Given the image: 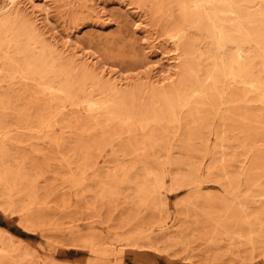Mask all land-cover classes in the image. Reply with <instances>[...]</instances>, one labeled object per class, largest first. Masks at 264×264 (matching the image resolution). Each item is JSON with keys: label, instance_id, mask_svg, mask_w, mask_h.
<instances>
[{"label": "rangeland", "instance_id": "obj_1", "mask_svg": "<svg viewBox=\"0 0 264 264\" xmlns=\"http://www.w3.org/2000/svg\"><path fill=\"white\" fill-rule=\"evenodd\" d=\"M0 264H264V0H0Z\"/></svg>", "mask_w": 264, "mask_h": 264}, {"label": "bare ground", "instance_id": "obj_2", "mask_svg": "<svg viewBox=\"0 0 264 264\" xmlns=\"http://www.w3.org/2000/svg\"><path fill=\"white\" fill-rule=\"evenodd\" d=\"M14 0H9V2L10 3H12ZM221 32H219L218 34H220ZM238 34V33H237ZM219 37V36H218ZM224 45V44H223ZM240 53V52H239ZM219 57H220V55H219ZM225 60V59H224ZM222 65H223V62H222ZM235 67V66H234ZM230 68V67H229ZM226 70V69H225ZM227 71V70H226ZM227 75V74H226ZM224 77H225V75H223ZM217 78H218V76H217ZM210 79V78H209ZM207 81H208V79H207ZM213 81V80H212ZM251 82V81H250ZM208 83V82H207ZM224 83V82H223ZM252 84V83H251ZM222 86V85H221ZM227 86V85H226ZM239 86V85H238ZM242 87H243V85H242ZM245 87V86H244ZM237 88V87H236ZM241 88V87H240ZM239 88V89H240ZM249 89V88H248ZM244 90V89H243ZM251 91H253V90H251ZM214 92V91H213ZM247 92V91H246ZM238 93H240V92H238ZM247 93H249V92H247ZM263 93V92H262ZM196 94V93H195ZM199 95V94H198ZM197 94H196V97L198 96ZM198 99V98H197ZM236 102V101H235ZM196 118V117H195ZM155 120V119H154ZM198 122H199V120H198ZM120 123V122H119ZM121 123H122V121H121ZM121 125V124H120ZM223 126V125H222ZM149 133V132H148Z\"/></svg>", "mask_w": 264, "mask_h": 264}]
</instances>
